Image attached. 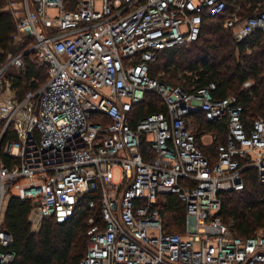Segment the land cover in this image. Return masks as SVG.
<instances>
[{
  "label": "built area",
  "instance_id": "built-area-1",
  "mask_svg": "<svg viewBox=\"0 0 264 264\" xmlns=\"http://www.w3.org/2000/svg\"><path fill=\"white\" fill-rule=\"evenodd\" d=\"M6 1L14 44H29L0 62V138L11 126L16 139L5 153L18 160L0 163V264L15 257L3 227L12 195L32 203L37 231L45 218L68 220L87 194L100 220L96 212L87 219L78 264H264V231L235 236L219 215L220 194L244 188V169L255 168L264 183V118L246 127L236 94L215 99L214 83L187 91L149 72L159 51L197 39L204 14L225 16L236 42L264 34V3L243 17L226 0ZM26 57L46 67L47 80L20 97L14 75ZM146 91L163 99L165 112L134 116ZM199 113L226 118L223 140L196 137ZM199 142L214 145V161ZM160 194L183 204V233L164 230Z\"/></svg>",
  "mask_w": 264,
  "mask_h": 264
},
{
  "label": "trees",
  "instance_id": "trees-1",
  "mask_svg": "<svg viewBox=\"0 0 264 264\" xmlns=\"http://www.w3.org/2000/svg\"><path fill=\"white\" fill-rule=\"evenodd\" d=\"M230 7L240 5L241 16H251L260 10L264 0H226ZM7 1L0 0V62L8 52L17 53L28 46L15 45L16 21ZM225 16L204 14L199 34L195 41L161 50L149 65L150 76L163 82L181 86L187 91L207 87L214 83L213 98L220 99L236 94L242 106V119L250 127L256 118H264V34L256 31L240 42L224 28ZM161 73L160 76L157 75ZM47 80L46 67L29 61L26 57L24 72L14 75V86L20 97L28 90H38ZM250 87H244L245 81ZM166 111L163 99L156 93L146 91L143 100L134 107V116ZM136 119L131 120L134 125ZM195 134H217L224 139L226 118L209 121L199 113L192 115ZM109 122V121H108ZM4 121H0V130ZM16 135L11 126L0 138V163L11 168L18 160L5 153V145L14 141ZM203 153L211 160L216 159L214 145L198 143ZM151 151L142 141L140 152L144 156ZM245 186L242 190L222 192L219 215L235 236L247 237L264 231V183H261L255 168L243 170ZM83 195L73 216L63 223L45 218L37 231L32 230L29 219L32 209L30 201L12 195L3 213V227L11 233L15 252L10 264H78L87 249V219L96 212L100 220V205L91 209ZM157 206L164 218V230L184 232V206L174 194L158 195Z\"/></svg>",
  "mask_w": 264,
  "mask_h": 264
},
{
  "label": "rangeland",
  "instance_id": "rangeland-1",
  "mask_svg": "<svg viewBox=\"0 0 264 264\" xmlns=\"http://www.w3.org/2000/svg\"><path fill=\"white\" fill-rule=\"evenodd\" d=\"M160 74H161V73H158L157 75L160 76ZM247 81H249V80H247ZM209 134H210V133L203 134L202 139L204 140V143H209V141H210ZM117 175H118V170L116 169V171H115V177H117ZM6 202H7V201H6ZM6 202H5V205H4V208H3V211L5 210ZM34 218H36V217H34V216L32 215V213H31L30 216H29V219H30V222H31V225H32V230L36 231L35 229L37 228V226L35 227L34 225H38L39 223H37V222L35 221Z\"/></svg>",
  "mask_w": 264,
  "mask_h": 264
},
{
  "label": "crops",
  "instance_id": "crops-1",
  "mask_svg": "<svg viewBox=\"0 0 264 264\" xmlns=\"http://www.w3.org/2000/svg\"><path fill=\"white\" fill-rule=\"evenodd\" d=\"M204 141V140H203Z\"/></svg>",
  "mask_w": 264,
  "mask_h": 264
}]
</instances>
